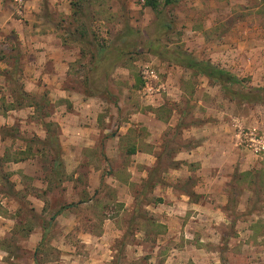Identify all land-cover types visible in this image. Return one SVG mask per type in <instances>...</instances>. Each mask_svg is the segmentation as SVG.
<instances>
[{"label": "rangeland", "instance_id": "374dc122", "mask_svg": "<svg viewBox=\"0 0 264 264\" xmlns=\"http://www.w3.org/2000/svg\"><path fill=\"white\" fill-rule=\"evenodd\" d=\"M49 1L32 28L24 0H0V264H264V103L241 97L264 89V0H174L160 15L147 0H71L69 16ZM126 27L139 39L92 76L94 47L108 50ZM20 30L68 62L60 86L31 79ZM173 51L239 83L225 91ZM146 68L157 75L148 99ZM75 97L102 99L110 118L79 159L63 150L57 119ZM202 142L212 164L178 159ZM150 147L153 165L138 163L137 148ZM92 174L100 186L89 195Z\"/></svg>", "mask_w": 264, "mask_h": 264}, {"label": "crops", "instance_id": "0c3cea01", "mask_svg": "<svg viewBox=\"0 0 264 264\" xmlns=\"http://www.w3.org/2000/svg\"><path fill=\"white\" fill-rule=\"evenodd\" d=\"M22 1L23 0H21V2ZM24 3V17L27 21H29V26L32 27V22L36 21V16L34 17V11H39L42 4H44V0H24ZM48 3L49 5H52L56 8H60V12L64 13L65 16H69L71 14V0H50ZM16 34L19 36V39L23 44H25L26 40V44L28 45L27 53L28 55H31L30 57L32 58V60L34 58V62L31 61V66L33 65L32 71L34 72V76L31 79H36V82H39L40 79H42L44 83L47 82L56 86H60L59 83L62 79V76L66 75V70L68 69V62L65 59L59 58V52H52L50 46L47 47L46 42H40V45H42L43 48H39V46H37L39 42L37 43L33 41L30 36L27 37L26 35H24V31H17ZM47 44H49V42H47ZM50 59H52L51 65L53 73H50V71H46V67H44V63L45 65H47V61H50ZM0 67L5 68V65L2 60H0ZM64 70L65 73L63 72ZM2 80L3 78L0 74V84ZM68 99L70 101V110L66 111L64 109L63 112L57 114L58 123L60 125V142L64 151H73V156L70 157H73L74 159H79L81 156V151L88 149H96L99 146L101 139L100 135L102 133L100 123H102L105 118V121L108 122L110 118L102 116V110L104 106L103 100L100 98L88 97L86 99H80L79 97H75ZM8 113L19 114L16 112V110H10L8 111ZM142 117L138 118V120L133 119V121H136V127L146 125L143 120V118L145 117ZM158 124L161 126L163 122L158 120ZM128 125L131 126V124ZM105 131L107 132L108 130L105 129ZM149 131L152 136L150 138L157 137L159 135V129L157 125L156 127H154L153 131L150 128ZM7 142L8 141L5 140L2 142V144L5 145ZM150 142L151 140H149V143ZM153 144L156 143L154 142ZM151 149L156 150L155 147H150L148 149V152H144L141 151V149L137 148L136 156L138 159V163L140 162L143 165H153L154 162L151 163L149 161V164V162L145 161V157H147L148 159H151L152 156L154 157V154L150 153L152 151ZM213 149L214 148L211 149L209 146H207L205 142H202L197 147L192 148L190 151L180 153L178 155V159L185 160L188 162H200L202 166H205L208 164H212V161H214V155H217ZM8 165L13 168L12 171H17V174L22 173L19 169L23 170V162L10 161ZM13 175L12 177L18 176L16 174ZM90 185L91 187H88V193H90L89 195H91L93 191L92 189H98V187L100 186L99 179L95 174H92L90 177ZM194 215H196V213H194Z\"/></svg>", "mask_w": 264, "mask_h": 264}, {"label": "trees", "instance_id": "16d2710c", "mask_svg": "<svg viewBox=\"0 0 264 264\" xmlns=\"http://www.w3.org/2000/svg\"><path fill=\"white\" fill-rule=\"evenodd\" d=\"M147 6L150 7L156 14L160 15L162 12V8L164 5H169L174 3V0H147ZM87 7V6H86ZM73 9V8H72ZM76 14H81L82 17L87 16V11L83 10H78L74 13ZM86 25V24H85ZM170 25L169 23L164 25V28H169ZM85 33H82L81 35L83 36ZM140 33L136 31L135 29L131 27H126L123 32H121L113 41L112 47L107 49L99 48L98 46L94 47L96 51V55L93 56V59H95V63L93 66V72L92 76H97L98 72L100 70H103L106 66V64H111L114 62V59L120 55V54H125L129 48L133 45V42L136 39H139ZM94 39V38H93ZM93 43L91 40L90 45ZM152 47H156V51H159V47L155 46V44L151 45ZM168 53V52H167ZM172 56V61L176 63L177 65L184 67L186 69L195 71L196 73L202 74L209 78L211 81L219 83L225 91H229V87L232 86L233 84H238L239 80L229 72L222 70L214 65H212L209 62H201L196 60L195 58L191 57L189 54L182 52V51H173L169 52ZM108 69V67H107ZM106 69V70H107ZM105 70V71H106ZM95 79V78H94ZM235 95V93H234ZM243 99H246L248 102H252V100L256 101H262L264 103V89L263 90H251L249 93L246 95L241 96ZM257 98V99H256ZM31 104L30 106H32ZM35 106V105H34ZM19 108H23L21 104L18 106ZM43 126L45 127V130L48 134L50 135V122L45 123L42 122ZM54 138V135H53ZM60 147V144L58 145V148ZM132 153H135V149L131 150ZM56 161V158L54 159ZM151 181V179H150ZM152 186L156 185V181L153 180L151 184ZM66 210L65 206L60 208L54 216H52V220H55L57 216H59L61 213H63ZM43 228V240L46 238L47 233L49 229H45V226Z\"/></svg>", "mask_w": 264, "mask_h": 264}, {"label": "built area", "instance_id": "2783aa9c", "mask_svg": "<svg viewBox=\"0 0 264 264\" xmlns=\"http://www.w3.org/2000/svg\"><path fill=\"white\" fill-rule=\"evenodd\" d=\"M15 2L21 3V0H15ZM144 74V80H147V82H145L144 95L146 96V99H148L149 96L153 95L151 94L153 92V86L150 85L149 81H151L152 79H156L157 75L155 73V70L151 68H146Z\"/></svg>", "mask_w": 264, "mask_h": 264}]
</instances>
